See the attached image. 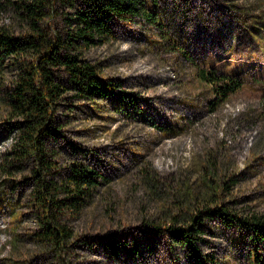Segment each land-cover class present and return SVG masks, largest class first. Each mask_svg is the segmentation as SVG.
<instances>
[{
    "label": "rangeland",
    "instance_id": "obj_1",
    "mask_svg": "<svg viewBox=\"0 0 264 264\" xmlns=\"http://www.w3.org/2000/svg\"><path fill=\"white\" fill-rule=\"evenodd\" d=\"M11 1L0 0V27L19 35L27 25ZM49 6L53 16L47 23L62 33L74 8L65 0ZM156 6L158 24L134 17L128 25L114 26L108 40L83 49V58L132 96L143 115L115 113L107 99H95L96 108L73 92L63 94L56 106L59 134L48 146L57 153V164H68L71 143L85 149V161L104 175L91 205L70 221L77 241L64 256L73 264H193L178 247L171 254L162 228L180 204L184 216L196 212L203 191L210 192L203 181L219 184L218 198L234 211L264 213V49L246 35L251 23L241 18L242 6L263 17L253 26L261 28L264 44V0H156ZM175 43L181 52L172 49ZM245 45L252 46L254 57L243 55L249 52ZM199 68L243 83L212 106L215 97L198 77ZM3 72L9 85L14 71L4 67ZM1 96L0 162L16 137L13 120L3 123L8 108ZM175 126L183 130L171 134ZM28 173L7 177L1 167L0 184L8 188ZM24 189L27 203L31 187L26 183ZM23 220L21 234L35 227L31 216ZM209 225L218 226L219 235H201L206 242L199 249L212 253L214 264L231 256V264H245L244 254L229 247L223 228L213 220ZM10 232V219L0 213V264L28 253L36 255L34 264H56L29 240L11 242ZM119 234L138 245L137 259L123 253L109 257L94 242Z\"/></svg>",
    "mask_w": 264,
    "mask_h": 264
},
{
    "label": "trees",
    "instance_id": "obj_2",
    "mask_svg": "<svg viewBox=\"0 0 264 264\" xmlns=\"http://www.w3.org/2000/svg\"><path fill=\"white\" fill-rule=\"evenodd\" d=\"M53 1L12 0L11 4L15 5L27 28L14 35L0 27V93L8 108L7 120L3 123L13 120L12 127L16 131L15 140L2 155L0 168L7 177L29 171L28 176L13 186L4 188L0 184V213L10 219L11 242L29 240L42 249L40 253L44 257L53 256L56 264H73L64 256L77 241L70 221L80 217L91 205L104 175L95 169L91 160L85 161L88 152L75 144L68 145V164L55 161L57 153L48 145L59 134L57 103L63 94L73 92L77 100L96 104L95 99H107L115 113L126 117L132 113L142 116L143 112L132 96L118 91L119 86L113 79L102 78L97 66L83 58V49L108 40L114 26L128 25L134 17L158 24L159 14L156 0H65L74 12L66 17L67 25L61 33L55 32L47 23L53 16L52 6H49ZM241 9L242 21L251 23L246 35L251 41H260V47L264 49L262 30L253 26L262 24L263 17L248 14L243 6ZM173 45V50L182 51L176 43ZM251 47L245 45L249 52H244V56H255L250 54L253 53ZM4 67L14 71V79L9 85L3 80ZM197 75L209 85L215 97L212 106L225 101L243 83L242 78L216 69L199 68ZM80 105L72 106L78 108ZM95 107L99 108V105ZM182 130L175 126L171 134ZM26 183L31 187L27 203L23 200ZM203 184L210 192L203 191L199 201L202 203L196 212L184 216L181 214L184 203L180 204L162 228L168 235L171 254L178 247L193 264H214L215 256L199 249L200 244L206 242L201 235H219L218 226L209 225L213 220L223 228L229 247L244 254L245 264H264V213L244 215L234 211L228 201L218 198L219 184L212 181L209 185L206 181ZM200 196L201 191L195 195ZM26 216L33 218L35 227L21 234L18 229ZM94 242L112 258L121 253L132 259L139 255L138 245L120 234ZM35 256L29 253L16 256L10 264H34ZM230 259L225 258L222 262L231 264Z\"/></svg>",
    "mask_w": 264,
    "mask_h": 264
}]
</instances>
